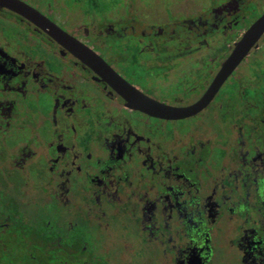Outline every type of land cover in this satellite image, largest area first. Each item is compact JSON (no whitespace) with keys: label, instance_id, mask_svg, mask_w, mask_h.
Returning <instances> with one entry per match:
<instances>
[{"label":"flooded vegetation","instance_id":"obj_1","mask_svg":"<svg viewBox=\"0 0 264 264\" xmlns=\"http://www.w3.org/2000/svg\"><path fill=\"white\" fill-rule=\"evenodd\" d=\"M0 7V264H264V0ZM149 103V104H148Z\"/></svg>","mask_w":264,"mask_h":264},{"label":"water","instance_id":"obj_2","mask_svg":"<svg viewBox=\"0 0 264 264\" xmlns=\"http://www.w3.org/2000/svg\"><path fill=\"white\" fill-rule=\"evenodd\" d=\"M0 7L9 9L19 14L20 16L28 19L36 26L41 28L44 32H46L51 38H53L55 41L65 46L66 48H74V52H78L82 60L85 61L87 59L86 62L88 61L92 65L102 64L101 62L103 61H101L97 56L83 49H79L78 44L75 43V41L71 39V37H69L60 28L55 26L48 19L43 17L41 14H39L37 11L27 6L26 4L18 0H0ZM263 34L264 15L256 23L253 24V26L247 31L242 40L237 43L234 51L227 59V61L223 64L220 73L215 79L213 85L211 86L209 95L205 96L202 101L187 110L167 109V107L158 105L154 102H149L152 105L153 112L169 117H184L194 114L201 110L210 101L213 94L220 88L225 79L232 73V71L235 70V68H237V66L242 62V60L248 55V53L260 40Z\"/></svg>","mask_w":264,"mask_h":264},{"label":"rangeland","instance_id":"obj_3","mask_svg":"<svg viewBox=\"0 0 264 264\" xmlns=\"http://www.w3.org/2000/svg\"><path fill=\"white\" fill-rule=\"evenodd\" d=\"M119 1V0H118ZM130 1H132V0H130ZM140 1H152V0H140Z\"/></svg>","mask_w":264,"mask_h":264}]
</instances>
